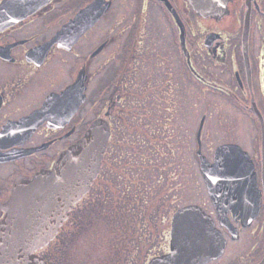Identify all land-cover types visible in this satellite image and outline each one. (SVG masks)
<instances>
[{"label": "flooded vegetation", "instance_id": "1", "mask_svg": "<svg viewBox=\"0 0 264 264\" xmlns=\"http://www.w3.org/2000/svg\"><path fill=\"white\" fill-rule=\"evenodd\" d=\"M94 1L0 0V219L16 183L51 168L103 118L110 137L101 170L69 218L98 187L108 196L119 185L136 207L119 219L127 224L131 210L136 244H47L38 255L48 264H149L168 253L174 214L199 203L179 204L185 183L155 169L178 167L190 149L204 178L200 154L214 163L227 144L213 197L204 179L208 206L199 204L225 247L204 264H264V0H219L210 14L189 0H101L107 7L98 19L61 44V29ZM76 83L77 94L65 96ZM49 97L51 106L30 127L26 119ZM189 98L199 120L195 145L188 142ZM13 121L21 124L8 130ZM133 165L134 180L125 173ZM153 232L163 246L151 248Z\"/></svg>", "mask_w": 264, "mask_h": 264}, {"label": "water", "instance_id": "2", "mask_svg": "<svg viewBox=\"0 0 264 264\" xmlns=\"http://www.w3.org/2000/svg\"><path fill=\"white\" fill-rule=\"evenodd\" d=\"M189 2L193 8L205 14L214 13L223 5L219 0ZM106 7L103 1L95 0L82 8L75 19L59 32L60 43L66 45L76 39ZM30 11L32 8L23 9V13ZM15 19L12 15L9 23ZM181 29V45L191 65L186 31L182 24ZM248 33L247 21L245 42ZM77 89L76 83L65 96L73 91L77 94ZM52 101L53 98L49 97L43 108L26 119L30 127L37 123L39 117L43 118L41 114L51 106ZM20 122L13 121L8 130L15 131ZM109 137V123L103 118L93 120L84 135L60 153L51 168L42 169L12 187L10 196L3 203L5 215L0 219V264H48L36 251L56 237L73 205L90 190L101 170ZM227 147V144L218 147L214 163L206 155L200 154L201 171L212 197L213 183H217L218 172L221 173L225 166ZM224 247L225 237L215 226L212 216L200 205L189 204L174 214L170 251L154 257L149 264H204L221 253Z\"/></svg>", "mask_w": 264, "mask_h": 264}, {"label": "rangeland", "instance_id": "3", "mask_svg": "<svg viewBox=\"0 0 264 264\" xmlns=\"http://www.w3.org/2000/svg\"><path fill=\"white\" fill-rule=\"evenodd\" d=\"M190 93V92H188ZM195 93L196 92H192V95L189 94V96L191 97H195ZM195 103V99L190 100V98L187 101L186 107L188 108H193V110L189 111L186 113L187 118L189 121L192 122L188 123V129H187V133L188 135H193V138L191 140H188L189 143H192L195 145V133H196V128L198 126V122L199 120L197 119V113L195 110V106L193 105ZM221 108L224 109L225 107L221 105ZM144 156V155H143ZM149 157V155H148ZM131 158V155L128 156V159ZM141 159V158H140ZM144 159V157H143ZM184 163H181L178 167H174V168H170L168 170H165V172L163 170H158L155 169L156 175H161L163 174L165 177H175L178 178L180 181H182L183 183H185L184 186H182V191H180V193H183V196L179 197V204L181 203L182 205L188 204V203H199L200 205H204L208 206V193L206 190V186H205V182H204V178L202 177L200 171H199V166L198 164H196L195 159L192 156V151H187L185 156H184ZM139 169V167H138ZM138 169L136 166L133 165V167H129L127 169H125V173L130 176L132 175L133 180L134 178H136L138 175ZM149 169L145 168V170H142L140 172L141 175L147 176L149 175ZM126 176L125 178H127L129 180V177ZM123 177H119L117 178L118 180L121 179H125ZM20 182V181H19ZM118 187V188H117ZM116 188H113L111 190H108L107 193H109L110 195H112L113 191L117 194L114 195V200H113V205L114 206H118L117 205V199H118V195H121L119 192L122 191L121 186H117ZM113 190V191H112ZM90 191V190H89ZM119 191V192H118ZM85 196V194L83 195V197ZM92 196L91 193H89V195H87V197L85 198V200L90 199V197ZM83 197L81 199H83ZM81 199L79 201H81ZM85 200H83L82 202L79 203V205L76 207V211L79 214V217H86L88 215L89 219L87 222H85V226L83 227L82 224L80 227H78L76 229V232L73 236H71V238L67 241V244H89V243H93V244H113L112 240H108L104 238V234L102 235V238H99V236L97 237V232L99 233V229L97 228L96 225L93 223L92 221V217L94 216V212L92 211H88V212H84L83 210V206L85 205ZM120 204V203H119ZM198 204V205H199ZM106 208V207H104ZM106 211V209L104 210V212ZM75 212V213H77ZM116 213V212H114ZM74 217V216H73ZM73 219V218H72ZM103 221V225H106L105 219L103 217L102 219ZM94 221L96 223H98L100 221L99 220H95ZM100 224V223H99ZM96 227V228H95ZM104 230H109L110 231V227L104 228L101 232H104ZM152 237H153V241L154 244L151 248H153L154 246H163L164 244H160L158 243L157 240H159L160 238L158 237H162V235H160V233L158 232H153L151 233ZM167 245V244H166ZM149 245H146L145 249L143 250V252H145ZM141 263V260H140Z\"/></svg>", "mask_w": 264, "mask_h": 264}, {"label": "trees", "instance_id": "4", "mask_svg": "<svg viewBox=\"0 0 264 264\" xmlns=\"http://www.w3.org/2000/svg\"><path fill=\"white\" fill-rule=\"evenodd\" d=\"M95 194H92L90 199L85 200V205L83 206L84 212L92 211L94 212V216L92 217L93 223L96 225L97 228H100L97 232V237L102 238V235L104 234V238L108 240H112L113 244H136L134 242V237L136 232H133L131 229L136 227L134 222L136 219L132 216L131 210L128 211V217L127 221H123V223L128 222L127 224L121 225L119 219L120 216L123 214L121 211L126 209H134L136 208L134 205V202L132 201L131 192L127 190H122L119 192L121 195H118L117 199V205H113L114 195L117 194L114 191L112 192V195L105 196L103 194V191L100 190L98 187L97 190L94 192ZM129 193V194H128ZM130 195V196H129ZM120 203V204H119ZM106 207V208H104ZM106 211L104 212V210ZM133 215H135L134 210ZM116 212V213H114ZM74 216V217H73ZM103 217L105 219L106 225H103ZM73 218V219H72ZM89 219L88 215L85 217H79L78 212L75 214H71L70 218L63 224V226L60 228L59 233L57 234L56 238L51 241L49 244H67L68 240L73 236L76 232V229L78 227L85 226V222H87ZM95 220L100 221L96 223ZM100 223V224H99ZM134 227H133V225ZM95 227V228H96ZM110 227L109 230H104V232H101L104 228ZM145 237L146 234H143ZM138 237V234L136 235ZM89 244H93L92 242ZM98 244V242H97ZM138 244V243H137Z\"/></svg>", "mask_w": 264, "mask_h": 264}]
</instances>
